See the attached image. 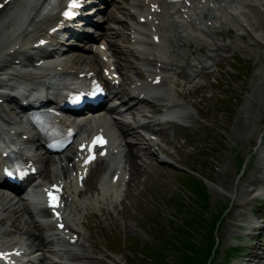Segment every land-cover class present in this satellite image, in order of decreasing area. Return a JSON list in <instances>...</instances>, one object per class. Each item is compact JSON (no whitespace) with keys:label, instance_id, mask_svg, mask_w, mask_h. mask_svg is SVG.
I'll use <instances>...</instances> for the list:
<instances>
[{"label":"bare ground","instance_id":"6f19581e","mask_svg":"<svg viewBox=\"0 0 264 264\" xmlns=\"http://www.w3.org/2000/svg\"><path fill=\"white\" fill-rule=\"evenodd\" d=\"M154 1H156V0H152V2H154ZM223 1H226V2L223 4ZM21 2L25 3L26 5L24 7L18 6L16 8H14V11L17 12L18 17L16 18V14H13V18L15 19V21L12 23V25L7 26L8 16L6 14L3 16V13L7 9L8 6H5L3 9L0 10V32H1L0 42L2 43L0 45V47H2V49L0 50V64L3 62L4 64H8V65L11 64L13 67H15V69H10V71H11L10 79L11 80L9 81V85L12 87V85H13V83H11L12 80H14L15 83H17V81H19V83H20V81H22L23 83L28 82L32 86L36 85V87L39 88V91L37 92V97H41L42 93L44 92L43 90H40L41 84L49 83L50 78L53 77V78L57 79L58 77L65 75V73H68V75H72L73 72H78V73L90 72L94 66L93 61H95L97 59V56L90 50L89 46H87V49L84 48L85 52L89 51L93 55H92V57H89V61H87L86 63H83V61H86V60L82 59V56H84V55L76 54V56L73 57L72 55L69 54V52H68L69 50H67V52H66V51H64L65 49L63 47H61L62 49L60 50V46L62 44V39H60L58 37H55L53 39H57V41H59V43H57V41L54 42L53 39H51V41L54 42V44H52L50 46L51 49L53 50L52 51L53 55H51V53H48V51H46V49H38L39 46H35V49L33 48V45H35V43H38V45H39V43L43 39H45L44 36H45V34H47L48 30L52 31L54 26L57 27L58 24H57V21H55L53 16H51V15L41 17V18L39 16L38 17H35V16L31 17V15H38L37 13L40 10V8L38 6L42 3V0H21ZM0 3H2V0H0ZM147 3H149V0H128L127 1L128 9L126 7H124V14L127 15L129 9H131L130 12H132V14L130 13V16L133 15L134 12L137 13L136 14L137 21L133 24L138 23V19L140 16L145 15V18L152 17V16H154V12H153L154 6L152 3L149 5H147ZM233 3H234L233 0H231V1L219 0L217 8H216L217 13H215L214 17H217V19L223 18V17L227 18ZM165 4L160 3L161 11H160V13L155 15L156 16L155 18L161 19V26H164L166 24V22L169 21L170 12H168L167 9L171 10V9L176 7V5L168 7ZM222 6H224V9H221ZM100 8H102V7H100ZM198 8L200 9V13L204 12V6L202 4H199ZM34 9H36V11H33ZM107 9H108V7H106L104 10L107 11ZM145 9H147V11H145ZM174 12H175V9H174ZM161 13H164V14L161 15ZM28 18H30L29 21H27ZM133 18H135V17L131 16L130 21H133ZM178 18L180 20H182V23H181L182 25H184V26L188 25L189 15L187 14V12L184 14L180 13L178 15ZM40 20L45 21L44 27L40 25L41 22H37ZM249 20H250V18H249ZM260 23L261 24L257 29L253 28V24L251 23V20H250L249 24L246 26V30H247L248 34H251L252 38L255 41L257 40V35L255 34V32L259 31L263 25V19H261V18H260ZM119 25L123 31H127V33H126L127 35L123 36L124 37L123 39L127 40L126 37H128L131 33L129 28L132 24L127 23L125 25V22L121 18V21L119 20ZM123 25L126 26L125 29H123ZM33 27H38V29L37 28L33 29ZM178 27L179 26L176 23L175 28H178ZM87 28L88 27H85V29H83V27H82L81 30L83 31V34H87V32L89 31ZM194 30H196V29H194ZM194 30H191V31H194ZM252 31L254 33H252ZM74 32L75 31L73 30V33L71 32L70 36L75 37L76 39H79V37L81 35L76 34V36H74L73 35ZM119 32H121L120 29H119ZM119 32L117 29H115V31L110 33L112 39L113 38L118 39ZM66 36H68V34L66 32H63L62 38H65ZM102 36H107V34H105L104 32L99 33L98 37H102ZM35 39H38V40L35 41ZM162 39H163L162 43L167 41L166 38H162ZM146 40H148V37L146 38ZM143 42H145V41H143ZM262 42L264 44V40ZM169 43H171V40H169L168 44ZM107 44L109 46L114 47L115 49L117 48V44L114 41L108 42ZM159 45H158V47H159ZM181 47L184 51V54H187V56L190 57L191 52L187 53V51H190V50H188V42L186 41V43L184 45H182ZM34 50H36V53H40V54L48 53V54H50V56L52 57L51 59H49L50 62L55 63V61L53 59L54 54H59L60 56H57V57H63L66 59V61L64 63L54 64L52 69H49L46 73L48 75V78L41 77V80H40L39 76H36V79H35V78H33L32 74H31L29 76V78L25 77V79H27V81H25V79H23V77H19V75H21V73L16 68L17 67L16 61L18 59H20L21 57L25 56L27 53L33 52ZM41 51H43V53H41ZM127 51L128 52L131 51V44H130V47H128ZM118 53L120 55H122V54L125 55V53L123 52L121 47L118 50ZM147 54H149L148 51H147ZM84 57H85V59H87V56H84ZM110 59H111V57H110ZM207 59L208 58H206V59L200 58L198 60V64H201L202 61H206ZM133 60H135V61L139 60L137 54L133 55ZM14 61H15V63H14ZM37 61H39V60H37ZM79 61H81V63H79ZM20 65L21 64H18V67ZM69 65H71V67H69ZM75 65H77V67H75ZM83 65H85V67H83ZM57 67H60L59 69H61V71H59V69H57ZM122 67H123V64L117 63L115 72L121 74L122 73ZM171 67H173V69H171ZM106 68H108V65H106ZM79 69H81V71H79ZM182 69H183V66L179 65L178 63H166L165 61L163 62L162 70L165 73L171 72L175 76L180 77L181 76L180 72L182 71ZM53 73H56L55 76H53ZM203 73H205V71L203 69H199L198 74L201 75ZM7 76H9V75H7ZM194 78H193V80H194ZM31 79L34 80V82ZM37 79H39V81H37ZM127 80L128 79L126 78L125 81H123V83L118 88L119 91H121V93H119V91H116L113 94V96L116 94V95H118V97H121V95L127 94L125 87L130 85L127 83ZM5 83H6V81L3 82L2 86H4ZM19 83H17V84H19ZM79 87H80V84H79ZM258 88H262V87L259 86ZM257 90H259V89H257ZM27 91H28L29 95H32L33 89L28 90V87H23L22 94H24ZM50 91H51L50 92V98H53L56 100V102L54 104L55 105L60 104L62 101L63 94L59 95V91H62V90H60L59 87L52 86ZM107 91H109V89H107L105 91V93ZM129 91L134 92V90H131L130 87H129ZM149 91L150 90L146 89L144 92L138 91V93L146 94ZM257 92H259V91H257ZM57 97H60L59 101H57ZM4 98H5V100H8V95L5 94ZM88 99H89V103L86 104L87 107L83 108V109H85V111L81 110V113H78L77 117L87 121V123L90 125V127L88 128V127H85L82 125H81V127L76 126V129H79L80 133H83L86 131H92L93 132L99 128H107L108 123L110 122V118L104 117V115L109 113V110L108 111L105 110L106 104L104 103L103 105L100 106V109H99L102 112L101 113L99 111L100 113H98L99 117H98L97 121H99V123H97V121H96L93 129H91V125L93 124L94 119L90 120L86 117L88 115L89 110L91 108H93L95 106V104L100 101L101 98H100L99 94L93 96V95H91V93H89ZM141 100L145 101V99H141ZM247 100H248L249 104L251 105V108L247 109L246 108L247 106L245 108H243L242 109V117L244 119H246V121L251 123L255 120V118H257L258 116H260L264 113V90L262 92L260 91L257 94H256L255 90L252 91L248 95ZM93 101H95V103H93ZM129 101H131V103H129ZM142 101H139V100L131 97L127 100V103H126L127 108L123 111V113H121V114L115 113L114 116H116V119L113 118V121L111 122L114 125V130L112 132L113 133L112 134L113 143L115 142L116 145L119 143H122L121 145L116 146L117 147L116 153L121 151V153H123V155H120L117 157L116 154L112 153V156L110 158L104 157V161H107V163L103 166L104 169H103V167H101L99 170V172L102 171L100 173L108 174V172L111 170L110 167H112L115 163H117V165L115 166L116 168L118 167L119 164H122L123 169H125L126 164L129 162V160L132 159V161H133V163H131V167L129 169V174L132 175V182L134 183V186L137 189V194H136L135 198H133L132 200H130L124 204V209H125V207H127V209H125V210H126L128 217L124 221V223H122V225L128 230L134 224V221H135L138 213L141 212V205L143 203L144 193L148 189V188L146 189V187H147V185L149 186V183H151V180H152L151 175H152L153 167H156L157 166L156 164L158 163L157 157H155L153 155V152H150L151 148H153L157 151L161 150V148H160L161 143H162L161 137L165 136L164 133H162L161 131H159L157 129H155L156 133H153L152 127L154 124L151 122L152 117H150V114H147V116L145 118H142L143 120L144 119L147 120V121H144L143 125H141L140 121L134 120L132 118L130 119L126 116V112L132 116H135V113L141 114V105L143 103ZM155 101L161 107L163 106V108L165 110H172L173 109V107H167V105H169V104L167 102L163 101L162 99L158 98V97L155 98ZM122 102L124 103V100ZM192 102L194 103V107H192V108H193V110H195L197 108V103H195L196 99H193ZM137 103H139V105H137ZM112 108H119V107H112ZM153 108L154 109H151V111H154L155 113H157L158 109L155 106H153ZM127 109H129V111H127ZM135 109H137V111H135ZM6 111L7 112L5 113L3 107L2 106L0 107V114L4 113L3 115L5 117H9L10 116L9 115L10 110H6ZM113 111H115V109H113ZM30 112L37 113V111L33 110V109H31ZM95 112L97 113V110ZM121 117H123V119H121ZM68 118H69V116H66V120ZM133 118H136V117H133ZM8 120H10V117ZM240 120H241V117L238 118V121H240ZM244 125L245 124L243 123V126ZM115 127L117 128V131H115V129H116ZM139 127H141L143 129V133L145 132L146 134L148 133L149 135H154L155 136L154 140L151 141L150 139H147L144 134L143 135L141 134L140 139L137 140L136 138L138 135ZM162 130H166V129H162ZM26 135H27V137H30L31 133L28 131L26 133ZM132 139H135V141H137L135 145H133L134 142H132ZM259 139L257 140V142L254 145V148L256 150H260L262 147H264V144L261 142V137H259ZM125 141L127 142V145H125ZM149 141H151V143H149ZM35 144H36V142H35ZM149 145H151V147H149ZM133 147L135 148L136 152L133 151ZM147 147H149V149H147ZM145 150L149 151V153H147V155H145V153H144ZM25 151L31 152L32 150L25 149ZM68 152L70 153L71 150H69ZM36 153H37V151L35 150V152L33 153V155H35V157H33V155H29V153H25V154L30 156L28 158V160H33L34 163L37 164V166L39 167V171L37 173V176L40 177L39 186L45 185L46 183L51 184L54 175L51 174V172L49 170V166L46 167V165H45L47 159L45 157L41 156L39 163H37V159L39 157L36 155ZM127 153H129V155H127ZM131 153H133V157H131ZM140 153L144 154L145 156L140 157ZM168 154H169V156L173 154V155H176L178 157L181 154V148L177 147V146H171ZM56 156H58V155H56ZM125 157H127V159H125ZM145 157H147V159H145ZM205 158L208 159V155H206ZM143 159H145V161H143ZM262 161L263 160H261L260 164L257 165L258 170L254 169L251 166V164L245 165L244 171H246V172L242 176L241 182H239L240 184L249 183V184L253 185V187H254V189H253L254 199L257 198V194L259 192L257 184H259L262 181V179L264 178L263 172H262V171H264V162H262ZM177 162H179V160H177ZM43 167H45V169H43ZM142 167H143V171L141 172L142 175H141V177H139L140 169H142ZM168 170H169V167H167L166 165H163L162 170H161V172H162L161 176L163 178L173 176V173L168 171ZM1 177L2 176L0 175V203H2L3 201H6L2 211L3 210L7 211L9 209V207H11L13 205H17L16 210L17 209L19 210L17 212H23L22 213L23 216H28L30 204L26 203L25 199L31 197V200L34 201V198L39 196V193H36V188H34L35 182L32 184H30L29 181L24 182L23 186H20V187H17V185L8 186V185L4 184V179H1ZM45 177H48V179H45ZM68 178H69V175H65L63 177V179L65 181ZM101 179H103V181H101ZM201 179H203V178H201ZM99 182H104V177H101V178L97 177L93 181L92 186L95 187V183H97V185H98ZM29 185H32V188H30ZM202 185H203V183L200 182V186L198 189L197 201H199L201 199V197L203 196V186ZM237 187H239L238 182L235 184L232 192H230L229 194L228 193L222 194L221 197H222V202H224V199H226V196L228 195V196H230L233 203H236L235 207L230 206V208L226 209V210L228 211L230 216H233V217L239 219L240 211L237 209V207H238V202H240L241 199L244 198V195H243L244 189L241 187L237 189ZM112 190H113V186L111 188V191ZM168 190H169L168 187H165L163 184H160L159 194L156 195L154 197V199L150 203H148V205H147L149 208L146 212L143 228L151 229V227L153 226V219H154V217L158 211V208H159L160 193L161 194L166 193ZM9 191H11V193H9ZM28 191H29V195L25 194ZM15 193H17V195H15ZM79 193L82 194L81 189L78 188L76 185H73L70 189V192L67 194V197H65V199L67 201H68L69 197L74 199L76 197V195ZM247 193H249V192L247 191ZM7 197H9V199H7ZM96 198L98 200L101 199L99 194L97 195ZM13 199H15V200L13 201ZM248 199H249V197H248ZM262 200L264 201V193H263ZM67 206L68 205L65 206L66 209H67ZM195 207H196V209H195ZM99 209L103 210V208H99ZM91 210H92V208H90V211H89L90 213H89V215H86V217H90L91 219H93V215H95V213L91 214ZM231 211H234V212L231 213ZM33 212L36 213L37 209L33 208ZM75 212L77 214H81V212H78V211H75ZM196 212H197V206H193L190 209L189 214L184 213V214L179 215L180 221H182L183 219L184 220L189 219V221H187L184 224V227H185L184 228V236L180 239V242H179V243H181V245H179V252H181V249L184 250L185 245L188 243V237H189L188 229L195 219ZM250 218H251L250 215L245 214L246 224L244 225V228L241 232L236 231L232 226V222L230 220H228V223L225 224L224 227L222 228V231H223L222 237H224V239L226 240V242L229 245H231V246L237 245V247H236L237 250H240L241 247H243V243H245L244 250L248 252V258L247 259L250 261V263L253 264L257 260L264 259V222L261 221V216L257 215L254 218L253 228L248 230L247 223L249 222ZM5 220H7V217L5 216V214H1V212H0V224H4ZM14 220H15V218H14ZM26 221L28 224L29 220H26ZM31 221H30L31 226L33 228H32V230L29 228L27 229L28 231H30V234L25 239L24 247H28L31 234L35 233L34 237H36V241H37V239H39V241H37V243H40L42 245V247H44V250H46L48 247V242L43 243V238L40 237V235H43V232L41 230L37 231V229L40 227L39 224L37 223V221H34V220H31ZM83 221H84V216L81 215L77 219V222L79 224H81ZM11 226L13 227V224ZM52 226H54V225L51 224L45 230L50 231L52 229ZM218 230H219V225H216L212 232L210 230H208V233L206 235V239L203 241V243H204L203 247H204L205 251L201 253V255H203L204 260H206L210 257V255H209L210 249L214 245L216 237H218ZM247 231H250L249 235H247ZM73 233H75V232H73ZM239 233H241V235H239ZM209 235H211V237H209ZM245 237H247V241H245ZM237 239H239V241H237ZM207 241H209V243H207ZM233 241H236V242L233 243ZM219 242L220 241H218V243ZM31 247L32 248L35 247V241H33V245ZM112 247H114L113 243L110 245L109 252L106 254L107 257H110V260H111L109 264H115V262L117 260L113 255L109 256V253H111V251H112ZM37 251L39 252V251H41V249L38 248ZM215 251H217V253H214V255L212 257V261H211V263H213V264H216L219 261L218 247H216ZM169 253H172V251L169 250ZM22 257H25L26 260L29 259V256L25 253L21 254V256L19 257V260H21ZM237 257H238V255L236 254L234 257V261H237ZM259 257H261V259H259ZM74 258L80 259V256H76ZM119 260H121L120 257H119ZM31 263L43 264V261H39L38 258L34 255L33 259L31 260ZM47 264H55V263H47ZM239 264H245V256L242 257Z\"/></svg>","mask_w":264,"mask_h":264},{"label":"rangeland","instance_id":"374dc122","mask_svg":"<svg viewBox=\"0 0 264 264\" xmlns=\"http://www.w3.org/2000/svg\"><path fill=\"white\" fill-rule=\"evenodd\" d=\"M264 64V60H263V63ZM262 79L264 80V76H262ZM260 80L258 78V76L252 80V82L250 83V88H251V91H256V94L259 93L260 91L262 92L264 90V82H263V85L261 86L260 85ZM262 87V88H258V87ZM259 89V90H257ZM259 91V92H257ZM262 96V95H261ZM243 98L244 96H241V99L239 100V104L235 107V109L233 110V112L230 114V117L229 119L231 120L232 124L236 122H238V116H237V120H236V115L238 113H241L242 112V109L243 107L241 108V104L243 102ZM247 106V107H246ZM245 107L248 109V108H251V105L249 104V102L247 103ZM243 123L245 124L243 126ZM247 122L246 119H244L242 116H241V120L238 124V128H236L235 124L234 126H232L230 128V137H229V140H227V143H226V154L230 155L231 152L234 153V160L233 158L231 157L230 158V163L229 164H226L225 167H224V170L225 172L224 173H228L227 176H225V179L227 180V182H236V177H235V170H234V165L236 164V161H235V158L237 160H239L242 156L246 155L249 151H250V148L251 146L249 145V142L251 141L252 137H253V133L254 132H258V130L260 129V127L262 128V130H264V113L260 116H258L257 118H255V120L253 122ZM245 128L247 130V133L246 135H244L245 133ZM254 135H257V133H254ZM233 147V148H232ZM237 154V155H236ZM227 184L225 187H223L224 191H228V188H227ZM218 193L217 191H214L213 193V201L214 203L212 204V206L210 207L209 211H213L215 210V208H217V205H218V202L222 203V197H219L218 196ZM228 199H224V202H227ZM225 205L228 206V209L230 208V204L228 203H225ZM225 214H228L227 212H225ZM207 216L210 217L209 213H207ZM229 219V217H225V220L223 221V223ZM228 222H225L223 224V227L225 224H227ZM219 238H221V233L219 232ZM224 239L221 238V241H223ZM133 262H136V256H135V259L132 260Z\"/></svg>","mask_w":264,"mask_h":264},{"label":"snow or ice","instance_id":"6c2138e0","mask_svg":"<svg viewBox=\"0 0 264 264\" xmlns=\"http://www.w3.org/2000/svg\"><path fill=\"white\" fill-rule=\"evenodd\" d=\"M75 6H76L75 3L73 2L72 7H75ZM69 15H70V13H69Z\"/></svg>","mask_w":264,"mask_h":264}]
</instances>
